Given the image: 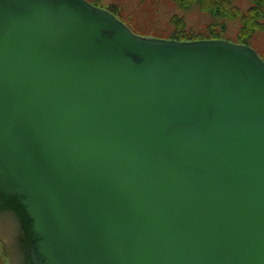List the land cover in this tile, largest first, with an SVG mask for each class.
<instances>
[{
	"label": "water",
	"instance_id": "obj_1",
	"mask_svg": "<svg viewBox=\"0 0 264 264\" xmlns=\"http://www.w3.org/2000/svg\"><path fill=\"white\" fill-rule=\"evenodd\" d=\"M0 241L10 264H264V61L0 0Z\"/></svg>",
	"mask_w": 264,
	"mask_h": 264
},
{
	"label": "rangeland",
	"instance_id": "obj_2",
	"mask_svg": "<svg viewBox=\"0 0 264 264\" xmlns=\"http://www.w3.org/2000/svg\"><path fill=\"white\" fill-rule=\"evenodd\" d=\"M87 1L105 10L111 9L112 13L123 24L135 35L141 37L167 39L174 30L173 19L175 17L182 19L185 31L194 35L206 34L210 28H214L216 31H221L224 38L236 41L239 28L236 21L212 17L209 13L201 11L197 7L184 10L179 8L172 0ZM234 5L242 13H245L251 6L247 0H235ZM221 25L224 26L222 30ZM250 44L264 61V33L255 35L250 40Z\"/></svg>",
	"mask_w": 264,
	"mask_h": 264
},
{
	"label": "trees",
	"instance_id": "obj_3",
	"mask_svg": "<svg viewBox=\"0 0 264 264\" xmlns=\"http://www.w3.org/2000/svg\"><path fill=\"white\" fill-rule=\"evenodd\" d=\"M179 8L184 10L197 7L201 11L209 13L212 17L228 19L238 22L239 28L236 41L224 38L221 31L210 28L206 34L194 35L184 29L182 19L175 17L174 30L167 40L178 42H193L203 40H228L230 42L251 46L250 40L255 35L264 33V0H247L251 6L245 13L234 5L235 0H172ZM113 9V8H112ZM113 12L111 9H108ZM221 30L224 26H220Z\"/></svg>",
	"mask_w": 264,
	"mask_h": 264
},
{
	"label": "flooded vegetation",
	"instance_id": "obj_4",
	"mask_svg": "<svg viewBox=\"0 0 264 264\" xmlns=\"http://www.w3.org/2000/svg\"><path fill=\"white\" fill-rule=\"evenodd\" d=\"M0 264H10L9 260L4 255V249L1 241H0Z\"/></svg>",
	"mask_w": 264,
	"mask_h": 264
}]
</instances>
